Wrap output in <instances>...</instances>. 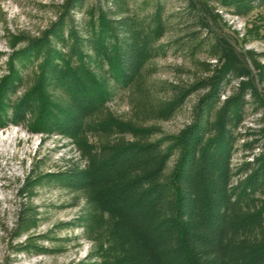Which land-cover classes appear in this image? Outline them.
<instances>
[{
    "label": "trees",
    "instance_id": "1",
    "mask_svg": "<svg viewBox=\"0 0 264 264\" xmlns=\"http://www.w3.org/2000/svg\"><path fill=\"white\" fill-rule=\"evenodd\" d=\"M236 1L243 11L253 7L252 0ZM160 13L158 8L146 23L93 7L86 37L63 15L43 37L14 47L0 80V128L29 124L33 131L76 139L89 131L116 135L101 143L81 140L85 163L53 175L92 205L88 229L103 261L88 264H264L261 54L216 35V61L207 64L213 69L187 86H173L166 108L171 113L206 90L192 122L178 134L148 140L149 131L103 114L112 82L130 86L157 53ZM197 23L208 26L203 16ZM199 37L194 33L190 41ZM29 63L38 64L37 84L13 100L23 83L21 68ZM50 85L60 98L47 90ZM248 112L258 115L257 123L243 129ZM127 133L136 137L129 140ZM241 140L245 152L235 165ZM39 176L29 173L20 193L31 195ZM37 215L22 202L17 229L35 224Z\"/></svg>",
    "mask_w": 264,
    "mask_h": 264
},
{
    "label": "rangeland",
    "instance_id": "2",
    "mask_svg": "<svg viewBox=\"0 0 264 264\" xmlns=\"http://www.w3.org/2000/svg\"><path fill=\"white\" fill-rule=\"evenodd\" d=\"M261 2L252 0L253 7L243 11L236 0H120L119 3L83 0L82 4L79 0L76 4L72 0H0V80L8 73L9 55L14 47L22 48L28 41L43 37L63 15L86 37L93 7L108 10L115 17L146 23L160 8L164 29L156 41L157 53L146 60L130 86L112 82V94L105 102L103 114L140 128L138 132L149 131L144 137L148 140L163 134H178L192 122L194 109L206 90L194 92L171 113L166 108L174 97L173 86H187L213 69L207 64L216 61L212 49L216 35L226 36L241 49L255 50L264 62V3ZM202 16L207 27L197 23ZM194 33L200 37L190 41ZM37 65L29 63L21 68L23 83L13 100L37 84ZM47 90L55 91L56 98H60L61 92L53 85ZM257 119L258 115L248 112L243 129L255 126ZM115 137L89 131L76 139L56 132L33 131L29 124L0 128V264L103 261L99 242L88 229L92 205L53 175L85 163L82 143H101ZM135 137L126 134L129 140ZM242 142L237 144L235 165L243 159ZM177 157L175 154L170 159L168 171ZM33 170L40 175L33 193L21 194V183ZM22 202L33 207L38 218L26 229H17ZM44 249L48 251H41Z\"/></svg>",
    "mask_w": 264,
    "mask_h": 264
}]
</instances>
